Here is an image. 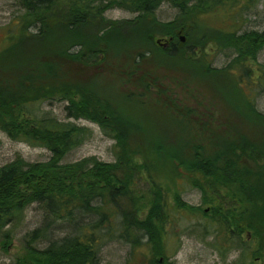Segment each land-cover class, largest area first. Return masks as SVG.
Here are the masks:
<instances>
[{
  "label": "trees",
  "instance_id": "trees-1",
  "mask_svg": "<svg viewBox=\"0 0 264 264\" xmlns=\"http://www.w3.org/2000/svg\"><path fill=\"white\" fill-rule=\"evenodd\" d=\"M254 1L19 0L22 31L0 51V129L46 147L51 157L29 162L17 156L0 166V235L9 238L7 227L34 203L46 217L28 234L27 253L16 264H100L101 247L113 239L134 250L146 246L142 264H174L166 246L173 213L201 210L184 201V178L208 204L202 214L238 240L242 264L264 261V114L252 95L264 84L258 62L264 31L223 32L221 47L235 56L218 68L207 60L211 37L204 24L209 12L236 16L235 8ZM165 2L178 13L161 22L156 12ZM114 8L135 16L124 26L109 22L105 14ZM161 27L167 47L152 43ZM83 31L88 41L78 39ZM146 64L182 70L175 86L185 92L170 90ZM105 75L115 83H103ZM203 83L242 124L262 127L258 134L243 125L233 132L195 87ZM46 101L65 102L66 120L42 111ZM79 119L115 140L114 161L89 156L62 163L92 136L90 127L73 121ZM58 222L74 231L44 249L32 245Z\"/></svg>",
  "mask_w": 264,
  "mask_h": 264
},
{
  "label": "rangeland",
  "instance_id": "rangeland-1",
  "mask_svg": "<svg viewBox=\"0 0 264 264\" xmlns=\"http://www.w3.org/2000/svg\"><path fill=\"white\" fill-rule=\"evenodd\" d=\"M234 11L237 12L236 16L227 9L212 11L204 16V24L207 26L208 34L211 37V40L205 45L208 52L207 60L214 67L224 68L235 56L232 49L221 47L223 43L219 42V36L225 37L223 32L264 31V0H255L249 7L241 6L235 8ZM23 13L24 9L19 0H0V51L10 43L11 36L20 35L22 26L19 23V17ZM156 13L161 22H167L175 18L178 9L165 2ZM134 16L135 14L119 8L110 9L105 14L107 21L122 22L123 26L127 20L133 19ZM161 29L162 32H160ZM161 29L152 37V43L155 47H163L157 43V40L160 39L164 43L169 39L164 29L162 27ZM31 30L32 33L35 32L34 29ZM88 35V31H83L78 39L83 38L84 41H88L86 37ZM139 35L142 36L143 34ZM179 36L181 42L186 40L184 32H180ZM75 47L78 48V46ZM258 62L264 64V48L258 53ZM146 66L156 70L159 80L168 86L170 90L176 89L179 93L185 92L183 89H178L177 85L175 86L176 83H179L178 81L183 80L182 70L162 64L159 67L152 64H146ZM236 72L241 74V71L237 70ZM102 81L105 84L115 83L114 77L110 75H105ZM115 87L119 88L116 85ZM195 87L201 91V94L207 96L219 116L228 121L233 132L243 125L244 129L246 128V130L258 134L257 129L262 127L255 123L242 124L236 113L225 107L220 96L212 92L205 83L195 85ZM248 87L251 88V86ZM129 89L131 88H125V91ZM154 94V91L149 92L150 96H155ZM252 95L255 99L256 108L264 114V84L256 86ZM189 98L192 99L190 93ZM65 105V102L59 101H46L39 104L42 111H49L59 119L66 120ZM73 121L90 127L93 133L85 143L70 151L63 158L62 163L74 162L89 156H96L102 161L115 160L116 142L113 138L105 135L99 125L89 120L79 119ZM17 156H22L29 162L47 161L51 157V152L43 146L14 140L0 129V166ZM179 186L181 187L180 190L183 191L184 201L200 206L201 210L197 214L184 210L173 213V224L172 227H169L170 235L166 245L169 261L174 262V264H242L244 259L242 248L237 243L238 240L231 233L227 234L208 216L202 214L203 210H207L209 206L202 201L201 191L195 188L187 178L179 179ZM94 218L95 216L88 217L84 223ZM45 220L44 210L39 204L34 203L25 210L21 220L10 224L7 227L11 230L10 237L5 238V236L0 235V264H16L19 258L27 253L28 234L41 227ZM73 231V228L67 223H52L47 226V230L44 232L46 234L43 233L41 237L35 239L32 245L38 249H44L52 240L66 236ZM147 255L148 248L146 246L134 250L130 244L118 239L106 241L99 253L100 264H142L145 263V256ZM263 262V260H258L255 264H264Z\"/></svg>",
  "mask_w": 264,
  "mask_h": 264
},
{
  "label": "water",
  "instance_id": "water-1",
  "mask_svg": "<svg viewBox=\"0 0 264 264\" xmlns=\"http://www.w3.org/2000/svg\"><path fill=\"white\" fill-rule=\"evenodd\" d=\"M182 39H184V38L182 37ZM157 43H158V44H161L163 47H167L168 44H169L168 42H164V43H162L160 39L157 40Z\"/></svg>",
  "mask_w": 264,
  "mask_h": 264
},
{
  "label": "flooded vegetation",
  "instance_id": "flooded-vegetation-1",
  "mask_svg": "<svg viewBox=\"0 0 264 264\" xmlns=\"http://www.w3.org/2000/svg\"><path fill=\"white\" fill-rule=\"evenodd\" d=\"M169 45V44H168Z\"/></svg>",
  "mask_w": 264,
  "mask_h": 264
}]
</instances>
